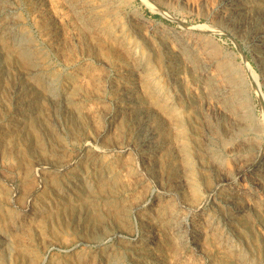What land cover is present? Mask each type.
Masks as SVG:
<instances>
[{
    "label": "rangeland",
    "instance_id": "obj_1",
    "mask_svg": "<svg viewBox=\"0 0 264 264\" xmlns=\"http://www.w3.org/2000/svg\"><path fill=\"white\" fill-rule=\"evenodd\" d=\"M85 1H0V26L6 16L35 48L26 62L0 28V264H264V165L244 170L264 151V46L251 42L264 35V0L237 12L241 0Z\"/></svg>",
    "mask_w": 264,
    "mask_h": 264
},
{
    "label": "bare ground",
    "instance_id": "obj_2",
    "mask_svg": "<svg viewBox=\"0 0 264 264\" xmlns=\"http://www.w3.org/2000/svg\"><path fill=\"white\" fill-rule=\"evenodd\" d=\"M0 1H1V0H0ZM6 1H7V0H6ZM29 1H30V0H29ZM71 1H72V0H71ZM76 1H78V0H76ZM79 1H81V0H79ZM85 2H86V1H85ZM85 2H84V3H85ZM87 2H89V1L87 0ZM87 2H86V3H87ZM91 2H92V0H91ZM98 2H99V4H100L102 1H101V0H98ZM98 2H96V3H98ZM12 3H13V2H12ZM32 3H33V1H32ZM70 3H71V2H70ZM72 3H73V2H72ZM75 3H76V2H75ZM82 3H83V2H82ZM107 3H108V2H107ZM243 3H244V4H250V3H251V0H241V1L233 2L232 5H231V8H232L233 10H235V11H236V10H239L240 8L242 9V5H243ZM91 4H92V3H91ZM99 4H98V5H99ZM103 4H104V3H103ZM37 5H38V4H37ZM80 5H81V4H80ZM83 5H84V4H83ZM93 5H94V4H93ZM98 5H97V10H96V8H94L96 11H99ZM100 5H101V4H100ZM254 5H255V4H254ZM261 5H262V4H261ZM90 6H91V5H90ZM90 6H89V7H90ZM102 6L104 7L105 5H102ZM225 6H228V5H225ZM229 6H230V5H229ZM244 6H245V5H244ZM250 6H251V4H250ZM255 6H256V5H255ZM70 7H71V6H70ZM95 7H96V6H95ZM108 7H109V6H108ZM216 7H217V6H216ZM260 7H261V6H260ZM78 8H79V7H78ZM83 8H84V7H83ZM90 8H91V7H90ZM106 8H107V7H106ZM245 8H246V7H245ZM80 9H81V8H80ZM85 9H86V8H85ZM111 9H112V8H111ZM261 9H262V8H261ZM5 10H6V9H5ZM7 10H8V9H7ZM13 10H14V9H13ZM16 10H17V9H16ZM72 10H73V8H72ZM81 10H82V9H81ZM81 10H80V11H81ZM112 10H113V9H112ZM8 11H9V10H8ZM8 11H7V12H8ZM73 11H74V10H73ZM96 11H93V12H96ZM231 11H232V10H231ZM231 11H230V12H231ZM235 11H234V12H235ZM244 11H245V10H244ZM263 11H264V10H263ZM5 12H6V11H5ZM85 12H87V11H85ZM85 12H84V13H85ZM93 12H92V13H93ZM101 12H102V11H101ZM104 12H105V11H104ZM113 12H114V11H113ZM230 12H229V13H230ZM236 12H237V11H236ZM238 12H239V11H238ZM9 13H10V12H9ZM78 13H79V12H78ZM78 13H77V14H78ZM111 13H112V12H111ZM114 13H115V12H114ZM224 13H225V12H224ZM227 13H228V12H227ZM231 13H232V12H231ZM241 13H242V11H241ZM251 13H252V12H251ZM260 13H261V12H260ZM0 14H1V13H0ZM2 14H4V13L2 12ZM7 14H8V13H7ZM77 14H76V15H77ZM85 14H86V13H85ZM88 14H89V13H87V15H88ZM102 14H103V12H102ZM108 14H109V13H108ZM115 14H116V13H115ZM94 15H96V14H94ZM94 15H93V17H95ZM99 15H100V14H99ZM224 15H225V14H224ZM224 15H223V16H224ZM228 15H229V14H228ZM238 15H239V13H238ZM254 15H255V14H254ZM107 16H108V15H107ZM118 16H119V15H118ZM244 16H245V15H244ZM256 16H257V15H256ZM256 16H255V17H256ZM259 16H260V15H259ZM88 17H89V15H88ZM101 17H102V16L100 15V18H101ZM225 17H226V16H225ZM242 17H243V16H242ZM242 17H241V18H242ZM260 17H261V16H260ZM260 17H259V18H260ZM84 18H85V17H84ZM102 18H105V16L102 17ZM220 18H221V17H220ZM237 18H238V17H237ZM244 18H246V17H244ZM259 18H258V19H259ZM263 18H264V17H263ZM263 18H262V19H263ZM4 19H5V22H3L2 25L0 26L1 30H4V31L7 33V35H10V36H11V35H14L13 30H12V28H11L12 25H11L8 21H6V20H7L6 16H4ZM75 19H77V17H76ZM79 19H81V17H80ZM88 19H89V18H88ZM88 19H87V21H88ZM105 19H107V18H105ZM229 19H230V18H229ZM233 19H234V16H233ZM253 19H254V17H253ZM77 20H78V19H77ZM103 20H104V19H103ZM113 20H114V19H113ZM227 20H228V18H227ZM231 20H232V19H231ZM239 20H241V19H239ZM245 20H246V19H244V21H245ZM248 20H249V19H248ZM256 20H257V19L255 18L254 21H256ZM108 21H109V20H108ZM237 21H238V20H237ZM88 22H89V21H88ZM101 22H102V21H101ZM104 22H106V21H104ZM116 22H117V20L115 21V23H116ZM223 22H224V21H223ZM225 22H227V21H225ZM228 22H229V21H228ZM252 22H253V21H252ZM79 23H80V22H79ZM91 23H92V22H91ZM91 23H90V24H91ZM97 23H99V22H97ZM112 23H113V22H112ZM17 24H18V23H17ZM17 24H16V25H17ZM81 24H82V23H81ZM105 24H106V23H105ZM228 24H229V23H228ZM241 24H242V23H241ZM241 24H239V25H241ZM244 24H246V27H247V23L244 22ZM244 24H243V25H244ZM252 24H253V23H252ZM263 24H264V23H263ZM263 24H262V25H263ZM92 25H93V24H92ZM108 25H110V24H108ZM146 25H148V24H146ZM149 25H150V24H149ZM232 25H234V24L232 23ZM235 25H236V24H235ZM237 25H238V24H237ZM239 25H238V26H239ZM250 25H251V23H250ZM255 25H256V24H255ZM258 25H259V24H258ZM86 26H87V25H86ZM95 26H96V25H95ZM229 26H230V25H229ZM238 26H237V27H238ZM241 26H242V25H241ZM253 26H254V25H253ZM263 26H264V25H263ZM12 27H13V26H12ZM20 27H21V26H20ZM92 27H94V26H92ZM106 27H107V26H106ZM111 27H112V26H110V28H111ZM113 27H114V26H113ZM224 27H225V26H224ZM227 27H228V26H227ZM231 27H232V26H231ZM246 27H245V28H246ZM87 28H89V27L87 26ZM87 28H85V29L88 30ZM94 28H95V27H94ZM107 28H108V27H107ZM110 28H108V30H109ZM121 28L123 29V26H122ZM146 28H147V27H146ZM149 28H150V27H149ZM222 28H223V27H222ZM256 28H257V27H256ZM262 28H263V27H262ZM262 28H261V29H262ZM83 29H84V27H83ZM98 29H99V28H98ZM143 29H144V28H143ZM233 29H234V28H233ZM250 29H251V28H250ZM254 29H255V28H254ZM16 30H17V28H16ZM86 30H84V31H86ZM113 30H114V29H113ZM117 30H119V29H117ZM120 30H121V29H120ZM132 30H133V29H132ZM226 30H227V29H226ZM231 30H232V29H231ZM246 30L248 31L247 28H246ZM82 31H83V30H82ZM94 31H95V30H94ZM101 31H102V30H101ZM183 31H184V30H183ZM185 31H187V30H185ZM233 31H234V30H233ZM249 31H250V30H249ZM257 31H258V29H257ZM29 32H30V31H29ZM86 32H87V31H86ZM86 32H85V33H86ZM106 32H107V31H106ZM110 32H111V30H110ZM139 32H140V31H139ZM141 32H142V31H141ZM0 33H1V32H0ZM151 33H152V32H151ZM242 33H243V32H242ZM257 33H258V32H257ZM91 34H92V33H91ZM91 34H90V35H91ZM111 34H112V33H111ZM114 34H115V33H113V35H114ZM116 34H117V32H116ZM116 34H115V36H116ZM121 34H122V33H121ZM121 34H119V36H120ZM133 34H134V33H133ZM243 34H244V33H243ZM252 34H253V33H252ZM255 34H256V33H255ZM83 35H84V34H83ZM86 35H87V34H86ZM88 35H89V34H88ZM106 35H108V34H106ZM124 35H125V34H124ZM141 35H142V34H141ZM239 35H241V32H240ZM246 35H248V34H246ZM14 36H15V37H14V41H16V48H17V52H18V54H19L22 58H25L24 60H26V62L28 61V62H31V63L34 64V60H33V58H32L33 53H34L33 50L35 49V48L33 49L34 46H33V47L31 46V42H30L29 39L26 38L25 36H22V35H20V34H18V35L15 34ZM55 36H56V35H55ZM55 36H54V37H55ZM93 36H94V35H93ZM125 36H126V35H125ZM263 36H264V35H262V34H256L254 38L252 37V38H253V41H251V42H253V44H254V41L257 40V41L255 42L257 45L264 46V38H263ZM31 37H32V36H31ZM89 37H90V36H89ZM107 37H108V36H106V38H107ZM112 37H113V36H112ZM123 37H124V36H123ZM133 37H134V35H133ZM142 37H143V36H142ZM160 37H161V36H160ZM184 37H185V36H184ZM189 37H190V36H189ZM242 37H244V36L242 35ZM250 37H251V36H250ZM245 38H246V37H245ZM245 38H244V39H245ZM248 38H249V37H248ZM248 38H247V39H248ZM9 39H10V37H9ZM55 39H56V38H55ZM92 39H93V37H92ZM92 39H91V40H92ZM97 39H99V38L97 37ZM133 39H134V38H133ZM133 39H132V40H133ZM147 39H148V38H147ZM153 39H154V38H153ZM153 39H151V42H152ZM155 39H156V37H155ZM181 39H182V38H181ZM186 39H187V38H186ZM108 40H109V39H108ZM108 40H107V41H108ZM138 40H139V39H137V41H138ZM149 40H150V39H149ZM149 40H148V41H149ZM156 40H157V39H156ZM196 40H197V39H196ZM242 40H243V39H242ZM3 41H4V40H3ZM5 41H6V40H5ZM50 41H51V40H50ZM93 41H94V40H93ZM100 41H101V38H100ZM148 41H147V42H148ZM169 41H170V40H169ZM192 41H193V40H192ZM34 42H35V40H34ZM39 42H40V41H39ZM130 42H131V41H130ZM135 42H136V40H135ZM151 42H150V44H151ZM13 43H14V42H13ZM114 43H115V41H114ZM114 43H113V44H114ZM127 43H128V42H127ZM141 43H142V42H141ZM171 43H172V42H171ZM247 43H248V42H247ZM39 44H40V43H39ZM139 44H140V43H139ZM146 44H147V43H146ZM152 44H153V43H152ZM157 44H159V43H157ZM163 44H164V43H163ZM167 44H168V43H167ZM175 44H176V43H175ZM184 44H185V43H184ZM194 44H195V43H194ZM14 45H15V44H14ZM36 45H38L37 42H36ZM42 45H43V44H42ZM153 45H154V44H153ZM153 45H152V46H153ZM155 45H156V44H155ZM186 45H187V44H186ZM186 45H185V46H186ZM196 45H198V44H196ZM128 46H129V45H128ZM143 46H144V45H143ZM157 46H158V45H157ZM160 46H161V45H160ZM247 46H248V45H247ZM136 47H137V46H136ZM173 47H174V46H173ZM186 47H187V46H186ZM198 47H202V46L200 45V46H198ZM7 48H8V47H7ZM10 48H11V47H10ZM10 48H8V50H10ZM133 48H135V47H133ZM133 48H132V49H133ZM153 48H154V47H153ZM159 48H160V47H159ZM249 48H250V47H249ZM40 49H41V48H40ZM40 49H39V51H40ZM118 49H120V48H118ZM188 49H189V48H188ZM197 49H198V48H197ZM201 49H202V48H201ZM253 49H254V48H253ZM120 50H121V49H120ZM122 50H123V48H122ZM122 50H121V51H122ZM181 50H182V49H181ZM257 50H258V49H257ZM261 50H262V49H261ZM39 51H38V52H39ZM133 51H134V50H133ZM155 51L157 52V50H155ZM163 51H164V50H163ZM171 51H174V50L171 49ZM188 51H190V50H188ZM259 51H260V50H259ZM3 52H4V50H3ZM125 52H126V51H125ZM156 52H155V54H156ZM159 52H160V51H159ZM159 52H158V53H159ZM181 52H182V51H181ZM191 52H192V51H191ZM256 52H257V51H256ZM39 53H40V52H39ZM123 53H124V52H123ZM145 53H146V51H145ZM165 53H166V52H165ZM173 53H174V52H173ZM175 53H176V52H175ZM175 53H174V54H175ZM183 53H184V51H183ZM199 53H200V52H199ZM199 53H198V54H199ZM263 53H264V52H263ZM14 54H15V53H14ZM40 54H42V53H40ZM40 54H39V55H40ZM174 54H173V55H174ZM254 54H255V53H254ZM7 55H8V54H7ZM9 55H10V54H9ZM34 55H35V54H34ZM47 55H48V54H47ZM47 55H46V56H47ZM129 55H130V54H129ZM136 55H137V52H136ZM143 55H144V54H143ZM143 55H141V56H143ZM163 55H164V54H163ZM166 55H167V54H166ZM183 55H184V54H183ZM186 55H188V54H186ZM261 55H263V54L261 53ZM134 56H135V55H134ZM147 56H148V55H147ZM151 56H152V55H151ZM156 56H157V55H156ZM164 56H165V55H164ZM176 56H177V55H176ZM195 56H196V55H195ZM256 56H257V55H256ZM263 56H264V55H263ZM10 57H11V56H10ZM39 57H40V56H39ZM47 57H48V56H47ZM47 57H46V58H47ZM157 57H158V56H157ZM160 57H161V56H160ZM178 57H179V56H178ZM13 58H14V57H13ZM122 58H123V57H122ZM128 58H129V57H128ZM171 58H172V57H171ZM179 58H181V57H179ZM11 59H12V58H11ZM39 59H40V58H39ZM117 59H118V58H117ZM119 59H120V58H119ZM123 59H125V58H123ZM134 59H136V58H134ZM134 59H133V60H134ZM137 59L139 60V58H137ZM140 59H141V58H140ZM146 59H148V58H146ZM167 59H168V58H167ZM167 59H166V60H167ZM175 59H176V58H175ZM195 59H196V58H195ZM263 59H264V57H263ZM14 60H15V59H14ZM47 60H48V59H47ZM120 60H121V59H120ZM120 60H119V61H120ZM155 60H156V59H155ZM199 60H200V59H199ZM199 60H198V61H199ZM256 60H257V59H256ZM256 60H255V61H256ZM45 61H46V60H45ZM119 61H118V62H119ZM139 61H140V60H139ZM145 61H146V60H145ZM157 61H158V60H157ZM157 61H156V62H157ZM200 61H201V60H200ZM255 61H254V62H255ZM36 62H37V60H36ZM162 62H163V61H162ZM172 62H173V61H172ZM259 62H260V61H259ZM4 63H5V62H4ZM43 63H44V60H43ZM152 63H153V62H152ZM159 63H160V62H159ZM201 63H202V62H201ZM255 63H256V62H255ZM37 64H39V63H37ZM143 64H144V63H143ZM173 64H174V62H173ZM178 64H179V63H178ZM199 64H200V62H199ZM257 64H258V63H257ZM257 64H256V65H257ZM5 65H6V64H5ZM116 65H117V64H116ZM132 65H133V64H132ZM157 65H158V63H157ZM160 65L162 66V64H160ZM164 65H165V64H164ZM164 65H163V66H164ZM167 65H168V64H167ZM200 65H201V64H200ZM38 66H39V65H38ZM46 66H48V65L46 64ZM46 66H45V67H46ZM56 66H57V65H56ZM129 66H130V65H129ZM133 66H134V65H133ZM138 66H139V65H138ZM141 66H142V65H141ZM152 66H153V64H152ZM152 66H151V67H152ZM173 66H174V65H173ZM178 66H179V65H178ZM187 66H188V64H187ZM33 67H34V66H33ZM53 67H54V65H53ZM53 67H51V68H53ZM143 67H144V66H143ZM148 67H149V65H148ZM165 67H166V66H165ZM193 67H194V66H193ZM196 67H198V66H196ZM122 68H123V67H122ZM141 68H142V67H141ZM179 68H180V67H179ZM262 68H264V67L262 66ZM49 69H50V68H49ZM54 69H55V67H54ZM127 69H128V68H127ZM144 69H145V68H144ZM144 69H143V70H144ZM153 69H154V68H153ZM34 70H35V69H34ZM37 70H38V69H37ZM39 70H40V69H39ZM45 70H46V69H45ZM130 70H131V69H130ZM139 70H140V69H139ZM139 70H138V71H139ZM149 70H152V69L149 68ZM181 70H183V69H181ZM198 70H200V69H198ZM25 71H26V70H25ZM117 71H118V70H117ZM123 71H124V70H123ZM125 71H126V70H125ZM146 71H147V70H146ZM154 71H156V70H154ZM176 71H177V70H176ZM187 71H188V70H187ZM189 71H190V70H189ZM40 72H41V71H40ZM46 72H47V71H46ZM119 72H120V70H119ZM131 72H132V71H131ZM143 72H144V71H143ZM151 72H152V71H151ZM178 72H179V71H178ZM191 72H192V71H191ZM194 72H195V74H196V71H195V70H194ZM29 73H30V72H29ZM29 73H28V74H29ZM34 73H35V72H34ZM34 73H33V74H34ZM153 73H154V72H153ZM158 73H159V72H158ZM160 73H161V72H160ZM181 73H182V72H181ZM36 74H37V73H36ZM57 74H59V73H57ZM64 74L66 75V73H64ZM126 74H127V73H126ZM133 74H134V73H133ZM150 74H151V73H150ZM155 74H156V72H155ZM3 75H4V74H3ZM20 75H21V74H20ZM30 75H32V74H30ZM43 75H44V74H43ZM46 75H47V74H46ZM53 75L56 76L55 74H53ZM135 75H136V74H135ZM135 75H134V76H135ZM167 75H168V74H167ZM188 75H189V73H188ZM196 75H197V74H196ZM203 75H205V74H203ZM59 76H60V75H59ZM120 76H121V75H120ZM132 76H133V75H132ZM165 76H166V75H165ZM176 76H177V75H176ZM180 76H182V75H180ZM205 76H206V75H205ZM205 76H204V77H205ZM260 76H261V75H260ZM263 76H264V74H263ZM100 77H101V76H100ZM106 77H107V76H106ZM123 77H124V76H123ZM125 77H126V76H125ZM156 77H157V76H156ZM170 77H174V76H170ZM182 77H184V76H182ZM188 77H189V76H188ZM190 77H191V76H190ZM190 77H189V78H190ZM243 77H244V76H243ZM31 78H32V77H31ZM33 78H34V77H33ZM54 78H55V77H54ZM54 78H53V79H54ZM62 78H63V77H62ZM64 78H65V76H64ZM117 78H118V77H117ZM121 78H122V76H121ZM160 78H161V77H160ZM185 78H186V77H185ZM34 79H35V78H34ZM59 79H61V78H58V80H59ZM98 79H99V78H98ZM122 79H123V78H122ZM127 79H128V78H127ZM152 79H153V77H152ZM158 79H159V78H158ZM212 79H213V78H212ZM230 79H231V78H230ZM242 79H243V78H242ZM42 80H43V78H42ZM42 80H41V81H42ZM44 80H45V79H44ZM99 80H101V79H99ZM137 80H138V79H137ZM174 80H175V78H174ZM185 80H186V79H185ZM189 80H190V79H188V81H189ZM196 80H198V79H196ZM216 80H217V79H216ZM236 80H237V79H236ZM244 80H245V79H244ZM59 81H60V80H59ZM102 81H103V80H102ZM105 81H106V80H105ZM133 81H134V80H133ZM143 81H144V80H143ZM153 81H154V80H153ZM155 81H156V80H155ZM186 81H187V80H186ZM210 81H211V80H210ZM218 81H219V80H218ZM224 81H225V80H224ZM237 81H238V80H237ZM240 81H241V80H240ZM103 82H104V81H103ZM103 82H102V83H103ZM124 82H125V81H124ZM173 82H174V81H173ZM211 82H212V81H211ZM213 82H214V81H213ZM220 82H222V81H220ZM235 82H236V81H235ZM242 82H243V81H242ZM32 83H33V82H32ZM43 83H44V82H43ZM48 83H49V84H52V83H54V82H53L52 80L48 79ZM109 83H110V82H109ZM150 83H151V82H150ZM175 83H176V82H175ZM226 83H227V82H226ZM46 84H47V83H46ZM103 84H104V83H103ZM105 84H106V83H105ZM105 84H104V85H105ZM112 84H113V83H112ZM130 84H131V83H130ZM145 84H146V83H145ZM173 84H174V83H173ZM197 84H198V83H197ZM27 85H28V84H27ZM27 85H26V86H27ZM38 85H39V84H38ZM110 85H111V84H110ZM123 85H124V84H123ZM136 85H137V84H136ZM143 85H144V84H143ZM143 85H142V86H143ZM146 85H147V84H146ZM170 85H171V84H170ZM194 85H196V84H194ZM201 85L203 86V83H201ZM209 85H210V84H209ZM261 85H262V84H261ZM42 86L44 87V85H42ZM105 86H106V85H105ZM211 86H212V85H211ZM37 87H38V86H37ZM52 87H53V86H52ZM61 87H62V86H61ZM64 87H65V85H64ZM70 87H71V86H70ZM99 87H101V85H100ZM110 87H111V86H110ZM114 87H115V86H114ZM124 87H126V86L124 85ZM197 87H199V86H197ZM241 87H242V86H240V88H241ZM244 87H245V86H244ZM244 87H243V88H244ZM38 88H39V87H38ZM122 88H123V87H122ZM133 88H134V87H133ZM133 88H132V89H133ZM243 88H242V89H243ZM262 88H264V87H262ZM41 89H42V88H41ZM56 89H57V88H56ZM58 89H59V88H58ZM61 89H62V88H61ZM105 89H106V88H105ZM123 89H125V88H123ZM126 89H127V88H126ZM132 89H130V90L132 91ZM197 89H198V88H197ZM207 89H208V88H207ZM210 89H211V88H210ZM216 89H217V87H216ZM216 89H215V90H216ZM224 89H225V88H224ZM226 89H227V88H226ZM232 89H233L232 97H234V100H233L234 107H235V106H238V105H239L240 107H243V103H242V100H241V98H240L239 85H238L237 83H232ZM116 90H117V89H116ZM120 90H121V89H120ZM128 90H129V89H128ZM143 90H144V88H143ZM154 90H155V89H154ZM220 90H221V89H220ZM33 91H34V90H33ZM49 91H50V93H53L54 90H53L52 88H49ZM109 91H110V90H109ZM113 91H114V90H113ZM152 91H153V90H152ZM198 91H199V90H198ZM222 91H223V89H222ZM70 92H72V91H70ZM126 92H127V91H126ZM153 92H154V91H153ZM176 92H177V91H176ZM243 92H244V91H243ZM12 93H13V92H12ZM104 93H105V92H104ZM122 93H123V92H122ZM172 93H173V92H172ZM201 93H202V92H201ZM201 93H200V94H201ZM209 93H211V91H210ZM227 93H228V92H227ZM13 94H14V93H13ZM75 94H76V93H75ZM130 94H131V93H130ZM223 94H224V93H223ZM17 95H18V94H17ZM36 95H37V94H36ZM77 95H78V94H77ZM149 95H150V94H149ZM153 95H154V94H153ZM214 95H215V94H214ZM216 95H217V94H216ZM219 95H221V94H219ZM241 95H243V93H242ZM245 95H246V93H245ZM15 96H16V95H15ZM24 96H25V95H24ZM26 96H27V94H26ZM74 96H75V95H74ZM74 96H73V97H74ZM94 96H95V94H94ZM136 96H137V95H136ZM150 96H151V95H150ZM202 96H203V95H202ZM247 96H248V95H247ZM18 97H19V96H18ZM33 97H34V96H33ZM36 97H37V96H36ZM64 97H65V96H64ZM64 97H63V98H64ZM83 97H84V96H83ZM83 97H82V98H83ZM97 97H98V95H97ZM133 97H134V96H133ZM133 97H132V98H133ZM138 97H139V96H138ZM138 97H137V98H138ZM148 97H149V96H148ZM162 97H163V96H162ZM212 97H213V96H211V98H212ZM227 97H228V96H227ZM227 97H226V98H227ZM15 98H16V97H15ZM21 98H22V97H21ZM21 98H20V99H21ZM23 98H24V97H23ZM79 98H80V97H79ZM94 98H95V97H94ZM125 98H126V97H125ZM144 98H145V97H144ZM149 98H151V97H149ZM160 98H161V97H160ZM181 98H182V97H181ZM17 99H18V98H17ZM64 99H66V97H65ZM84 99H85V97H84ZM113 99H114V98H113ZM152 99H153V97H152ZM152 99H151V100H152ZM176 99H177V98H176ZM187 99H188V98H187ZM35 100H36V98H35ZM37 100H39V99H37ZM66 100H67V99H66ZM133 100H134V99H133ZM215 100H216V99H215ZM244 100H246V99H244ZM244 100H243V101H244ZM12 101H13V100H12ZM15 101H16V100H15ZM69 101H70V100H69ZM81 101H83V100L81 99ZM98 101H99V99H98ZM118 101H119V100H118ZM126 101H127V100H126ZM152 101H153V100H152ZM181 101H182V100H181ZM189 101H190V100H189ZM218 101H219V100H218ZM248 101H249V100H248ZM25 102H26V101H25ZM64 102H65V101H64ZM83 102H84V101H83ZM120 102H121V101H120ZM134 102H136V100H135ZM139 102H140V101H139ZM160 102H161V101H160ZM10 103H11V102H10ZM16 103H17V102H16ZM16 103H15V104H16ZM33 103H34V102H33ZM70 103H71V102H70ZM70 103H69V104H70ZM100 103H101V102H100ZM130 103H131V102H130ZM137 103H138V102H137ZM184 103H185V102H184ZM190 103H191V102H190ZM218 103H219V102H218ZM228 103H229V102H228ZM228 103H226V104H228ZM247 103H248V102H247ZM12 104H13V103H12ZM69 104H68V105H69ZM78 104H79V103H78ZM98 104H99V103H98ZM101 104H102V103H101ZM103 104H105V103H103ZM103 104H102V105H103ZM146 104H147V103H146ZM197 104H198V103H197ZM49 105H50V104H49ZM49 105H48V106H49ZM102 105H101V106H102ZM120 105H121V104H120ZM175 105H177V103H176ZM179 105H180V103H179ZM195 105H196V104H195ZM198 105H199V104H198ZM206 105H207V104H206ZM208 105H209V104H208ZM220 105H221V104H220ZM230 105H231V104H230ZM116 106H117V103H116ZM116 106H115V107H116ZM157 106H158V105H157ZM185 106H186V105H185ZM190 106H191V105H190ZM203 106H204V105H203ZM224 106H225V105H224ZM226 106H227V105H226ZM228 106H229V105H228ZM23 107H24V106H23ZM119 107H120V106H119ZM127 107H128V106H127ZM166 107H167V106H166ZM197 107H198V106H197ZM13 108H14V107H13ZM24 108H25V107H24ZM37 108H38V107H37ZM62 108H63V107H62ZM99 108H100V107H99ZM147 108H148V107H147ZM187 108H188V107H187ZM224 108H225V107H224ZM243 108H244V107H243ZM246 108H247V107H246ZM248 108H249V107H248ZM102 109H103V107H101V110H102ZM105 109H106V108H105ZM105 109H104V110H105ZM113 109H114V108H113ZM149 109H150V108H149ZM219 109H220V108H219ZM236 109H237V108H236ZM31 110H32V109H31ZM40 110H41V109H40ZM66 110H67V109H66ZM79 110H80V109H79ZM96 110H97V109H96ZM106 110H108V109H106ZM140 110H141V109H140ZM140 110H139V111H140ZM142 110H143V109H142ZM150 110H151V109H150ZM152 110H153V109H152ZM184 110H185V109H184ZM189 110H190V109H189ZM198 110H199V109H198ZM228 110H229V109H228ZM240 110H241V108H240ZM32 111H34V110H32ZM48 111H49V110H48ZM50 111H51V110H50ZM110 111H111V110H110ZM131 111H133V109H132ZM186 111H187V110H186ZM216 111H217V110H216ZM29 112H30V111H29ZM35 112H36V111H35ZM67 112H68V111H67ZM70 112H71V111H70ZM102 112H104V111L102 110ZM107 112H109V111H107ZM107 112H106V113H107ZM125 112H127V111L125 110ZM153 112H154V110H153ZM200 112H201V111H200ZM211 112H212V110H211ZM220 112H221V111H220ZM224 112H226V111H224ZM230 112H231V111H230ZM244 112H245V111H244ZM244 112H243V113H244ZM247 112H248V111H247ZM247 112H246V113H247ZM18 113H21V112H18ZM54 113H55V112H54ZM61 113H62V112H61ZM64 113L66 114V112H64ZM71 113H73V112H71ZM77 113H78V112H77ZM99 113H101V112H99ZM99 113H97V114H99ZM106 113H105V114H106ZM109 113H110V112H109ZM129 113H131V112H129ZM132 113H133V112H132ZM185 113H186V112H185ZM10 114H11V113H10ZM21 114H22V113H21ZM23 114H24V113H23ZM59 114H60V113H59ZM68 114H69V113H68ZM80 114H81V113H80ZM105 114H104V115H105ZM121 114H122V113H121ZM151 114H152V113H151ZM167 114H168V113H167ZM222 114H223V113H222ZM239 114H240V113H239ZM249 114H250V113H249ZM123 115H124V114H123ZM133 115H134V114H133ZM135 115H137V114H135ZM145 115H146V114H145ZM148 115H149V114H148ZM195 115H196V114H195ZM226 115H227V114H226ZM229 115H230L229 118L231 119V120H230V121H231V123H230V124H231V127H230L229 129H230V131H231L232 134H233V133H235L237 130H239V129H237V128L235 127V125H234V122L238 120V117H237V113H235V112H231ZM247 115H248V114H247ZM65 116H66V115H65ZM71 116H72V115H71ZM97 116H98V115H97ZM126 116H127V115H126ZM126 116H125V117H126ZM143 116H144V115H143ZM188 116H189V115H188ZM202 116H203V115H202ZM238 116H239V115H238ZM248 116H249V115H248ZM72 117H73V116H72ZM72 117H70V118H72ZM99 117H102V116H99ZM99 117H98V118H99ZM103 117H104V116H103ZM105 117H106V116H105ZM105 117H104V118H105ZM121 117H122V115H121ZM125 117H124V118H125ZM128 117H129V116H128ZM134 117H135V116H134ZM151 117H152V116H151ZM157 117H158V116H157ZM222 117H223V116H222ZM74 118H76V117H74ZM144 118H145V117H144ZM147 118H149V117H147ZM76 119H77V118H76ZM89 119H90V118H89ZM100 119H102V118H100ZM126 119H127V117H126ZM131 119H132V118H131ZM154 119H155V118H154ZM190 119H191V118H190ZM78 120H79V119H78ZM96 120H99V119L96 118ZM120 120H121V119H120ZM134 120H135V119H134ZM145 120H146V118H145ZM221 120H222V119H221ZM64 121L66 122V120H64ZM73 121H74V119H73ZM93 121H94V120H93ZM101 121H102V120H101ZM123 121H124V120H123ZM126 121H127V120H126ZM132 121H133V119H132ZM146 121H147V120H146ZM148 121H149V120H148ZM154 121H155V120H154ZM190 121H191V120H190ZM224 121H225V120H224ZM257 121H258V120H257ZM119 122L122 123L121 121H119ZM127 122H128V121H127ZM136 122H137V121H136ZM142 122H143V120H142ZM182 122H184V121H182ZM247 122H248V121H247ZM110 123H111V122H110ZM131 123H132V122H131ZM144 123H145V122H144ZM152 123H153V122H152ZM161 123H162V122H161ZM165 123H166V122H165ZM187 123H188V122H187ZM242 123H243V122H242ZM244 123H245V122H244ZM248 123H249V122H248ZM59 124H60V123H59ZM71 124H72V123H71ZM73 124H74V122H73ZM78 124H79V123H78ZM128 124H129V122H128ZM133 124H134V123H133ZM142 124H143V123H142ZM162 124H163V123H162ZM193 124H194V123H193ZM201 124H202V123H201ZM208 124H209V121H208ZM245 124H246V123H245ZM249 124H250V123H249ZM257 124H258V123H257ZM74 125H75V124H74ZM76 125H77V124H76ZM112 125H113V124H112ZM114 125H115V124H114ZM114 125H113V126H114ZM131 125H132V124H131ZM131 125H130V126H131ZM163 125H164V124H163ZM189 125H190V124H189ZM194 125H195V124H194ZM72 126H73V125H72ZM78 126H79V125H78ZM115 126H116V125H115ZM121 126H122V124H121ZM121 126H119V127L121 128ZM126 126H127V125H126ZM152 126H153V125H152ZM191 126H192V125H191ZM219 126H220V125H218V127H219ZM242 126H243V125H242ZM249 126H250V125H249ZM127 127H128V126H127ZM131 127H132V126H131ZM156 127H157V126H156ZM187 127H188V126H187ZM239 127L241 128V125H240ZM239 127H238V128H239ZM244 127H247V125H245ZM253 127H254V126H253ZM260 127H261V126H260ZM260 127H259V128H260ZM51 128H52V127H51ZM137 128H138V127H137ZM192 128H193V127H192ZM224 128H225V127H224ZM248 128H249V127H248ZM259 128H258V129H259ZM112 129H113V127H112ZM122 129H123V128H122ZM134 129H135V128H134ZM151 129H152V128H151ZM158 129H159V128H157V130H158ZM202 129H204V128H202ZM215 129H217V128L215 127ZM254 129H255V128H254ZM261 129H262V128H261ZM261 129H260V130H261ZM59 130H60V129H59ZM78 130H79V128H78ZM126 130H127V128H126ZM131 130H132V129H131ZM152 130H153V129H152ZM160 130H161V129H159L158 131H160ZM194 130H195V129H194ZM217 130H218V129H217ZM248 130H249V129H248ZM50 131H51V130H50ZM190 131H191V130H190ZM195 131H196V130H195ZM204 131H205V130H204ZM212 131H213V130H212ZM220 131H221V130H220ZM225 131H226V130H225ZM246 131H247V130H246ZM250 131H251V130H250ZM250 131H249V132H250ZM252 131H253V130H252ZM100 132H101V131H100ZM117 132H118V131H117ZM124 132H125V131H124ZM126 132H127V131H126ZM188 132H189V131H188ZM192 132H193V131H192ZM202 132H203V131H202ZM213 132H215V131H213ZM218 132H219V130H218ZM221 132H223V131H221ZM231 132H230V133H231ZM238 132H239V131H238ZM253 132H254V131H253ZM127 133H129V132H127ZM135 133H136V132H135ZM135 133H134V134H135ZM203 133H204V132H203ZM251 133H252V132H251ZM43 134H44V133H43ZM132 134H133V132H132ZM145 134H148V132H146ZM160 134H161V133H160ZM171 134H172V133H171ZM188 134H189V133H188ZM197 134H198V133H197ZM207 134H208V133H207ZM99 135H100V134H99ZM121 135H122V134H121ZM124 135H125V133H124ZM139 135H140V134H139ZM141 135H142V134H141ZM189 135H190V134H189ZM252 135H253V134H252ZM128 136H129V134H128ZM128 136H127V137H128ZM131 136H132V135H131ZM153 136H154V135H153ZM156 136H157V135H156ZM193 136H194V135H193ZM215 136H216V134H215ZM247 136H248V135H247ZM250 136H251V135H250ZM256 136H257V135H256ZM256 136H255V137H256ZM125 137H126V136H125ZM129 137H130V136H129ZM135 137H136V136H135ZM135 137H134V138H135ZM196 137H197V136H196ZM206 137H207V135H206ZM210 137H211V136H210ZM212 137H214V136L212 135ZM235 137H236V136H235ZM253 137H254V136H253ZM131 138H132V137H131ZM143 138H144V137H143ZM187 138H188V136H187ZM214 138H216V137H214ZM229 138H230V137H229ZM229 138H228V139H229ZM243 138H244V137H243ZM259 138H261V136H260ZM160 139H161V138H160ZM211 139H212V138H211ZM121 140H122V139H121ZM148 140H149V139H148ZM187 140H188V139H187ZM208 140H209V139H208ZM220 140H221V139H220ZM220 140H219V141H220ZM236 140H237V138H236ZM236 140H235V141H236ZM251 140H252V139H251ZM127 141H128V140H127ZM215 141H216V139H215ZM215 141H214V142H215ZM217 141H218V140H217ZM239 141H240V140H239ZM242 141H243V140H242ZM254 141H255V140H254ZM187 142H188V141H187ZM189 142H190V141H189ZM204 142H205V141H204ZM207 142H208V141H207ZM210 142H211V141H210ZM140 143H141V142H140ZM140 143H139V144H140ZM208 143H209V142H208ZM255 143H256V142H255ZM125 144H126V143H125ZM125 144H124V145H125ZM190 144H192V143H190ZM216 144H218V143H216ZM193 145H194V144H193ZM193 145H192V146H193ZM198 145H201V142H200V144H198ZM202 145L204 146L203 143H202ZM205 145H206V144H205ZM209 145H210V144H209ZM242 145H243V144H242ZM131 146H133V145H131ZM144 146H145V145H144ZM112 147H113V146H112ZM145 147H146V146H145ZM199 147H200V146H199ZM212 147H213V146H212ZM247 147H248V146H247ZM249 147H250V144H249ZM259 147H260V146H259ZM108 148H110V146H109ZM139 148H140V147H139ZM194 148H195V147H194ZM216 148H217V147H216ZM216 148H215V149H216ZM250 148H251V147H250ZM112 149H114V148H112ZM134 149H136V148H134ZM149 149H150V148H149ZM149 149H148V150H149ZM200 149H201V148H200ZM206 149H207V148H206ZM212 149H213V148H212ZM215 149H214V150H215ZM234 149H235V146H234ZM248 149H249V148H248ZM248 149H247V151H248ZM101 150H102V149H101ZM189 150H190V149H189ZM198 150H199V149H198ZM198 150H196V151H198ZM202 150H203V149H202ZM207 150H208V149H207ZM220 150H221V149H220ZM242 150H243V149H242ZM112 151H113V150H112ZM191 151H192V150H191ZM233 151H234V150H233ZM247 151H245V152H247ZM130 152H131V151H130ZM138 152H139V151H138ZM143 152H144V151H143ZM143 152H142V153H143ZM186 152H187V150H186ZM203 152H204V151H203ZM225 152H226V151H225ZM225 152H224V153H225ZM243 152H244V151H243ZM243 152H242V154H243ZM250 152H251V151H250ZM250 152H249V154H250ZM100 153H101V152H100ZM127 153H128V152H127ZM200 153H201V151H200ZM205 153H206V152H205ZM238 153H239V151H238ZM75 154H76V153H75ZM94 154H95V153H94ZM186 154H191V153H186ZM193 154H194V153H193ZM222 154H223V153H222ZM263 154H264L263 149L258 148V149L256 150L255 154H253L254 156H253L251 159H249L250 161L248 162L247 167H245V169H244V168H242V169H244L245 171H249V170H251V169H253V168L260 169V168L262 167V165H264V160H263V162L261 161V157L263 156ZM96 155H97V154H96ZM99 155H100V154H99ZM138 155H139V154H138ZM143 155H144V154H143ZM196 155H197V154H196ZM210 155H211V154H210ZM141 156H142V155H141ZM162 156H163V155H162ZM164 156H165V155H164ZM197 156H199V155H197ZM200 156H201V155H200ZM207 156H208V154H207ZM207 156H206V157H207ZM220 156H221V155H220ZM241 156H242V155H241ZM97 157H99V156L97 155ZM147 157H148V156H147ZM151 157H152V156H151ZM165 157H166V156H165ZM192 157H193V156H192ZM194 157H195V156H194ZM100 158H101V157H100ZM137 158H138V157H137ZM160 158H161V157H160ZM190 158H191V157H190ZM236 158H237V157H236ZM92 159H93V158H92ZM96 159H97V158H96ZM145 159H146V158H145ZM191 159H192V158H191ZM197 159H198V158H197ZM213 159H214V158H213ZM216 159H217V156H216ZM239 159H240V158H239ZM263 159H264V158H263ZM74 160H75V159H74ZM150 160H151V159H150ZM161 160H162V159H161ZM183 160H185V159H183ZM199 160H201V159L199 158L198 161H199ZM204 160H205V159H204ZM246 160H247V159H246ZM139 161H140V159H139ZM162 161H163V160H162ZM193 161H194V160H193ZM201 161H202V160H201ZM207 161H208V160H207ZM207 161H206V162H207ZM141 162H142V160H141ZM141 162H140V163H141ZM168 162H169V161H168ZM185 162H186V161H185ZM185 162H184V163H185ZM218 162H219V161H218ZM220 162H221V161H220ZM184 163H183V164H184ZM189 163H190V160L187 161L186 164L189 165ZM191 163H192V162H191ZM215 163H216V162H215ZM62 164H63V163H62ZM67 164H68V163H67ZM104 164H106V163H104ZM193 164H194V163H193ZM193 164H192V165H193ZM195 164H196V163H195ZM201 164H202V163H201ZM167 165H168V164H167ZM169 165H170V164H169ZM174 165H175V163H174ZM205 165H206V164H205ZM214 165H215V164H214ZM217 165H218V164H217ZM217 165H216V166H217ZM237 165H238V164H237ZM240 165H241V164H240ZM41 166H42V165H41ZM61 166H62V165H61ZM65 166H66V165H65ZM102 166H104V165H102ZM143 166H144V164H143ZM151 166H152V165H151ZM154 166H155V165H154ZM163 166H164V165H163ZM200 166H201V165H200ZM202 166H203V164H202ZM202 166H201V167H202ZM206 166H207V165H206ZM47 167H49V166H47ZM149 167H150V166H149ZM192 167H193V166H192ZM208 167H209V166H208ZM239 167H240V166H239ZM53 168H55V167H53ZM102 168H103V167H102ZM150 168H151V167H150ZM160 168L162 169L163 167H160ZM173 168H175V167H173ZM210 168H212V167H210ZM214 168H216V167H214ZM60 169H61V168H60ZM191 169H192V168H191ZM197 169H198V168H197ZM205 169H207V168H205ZM212 169H213V168H212ZM256 169H255V170H256ZM105 170H106V169H105ZM105 170H104V172H105ZM112 170H113V169H112ZM145 170H146V168H145ZM150 170H151V169H150ZM152 170H153V169H152ZM174 170H175V169H174ZM155 171H156V170H155ZM186 171H187V168H186ZM189 171H190V170H189ZM63 172H64V171H63ZM146 172H147V171H146ZM165 172H166V171H165ZM184 172H185V171H184ZM202 172H204V171H202ZM214 172H215V171H214ZM250 172H251V171H250ZM257 172H258V170H257ZM64 173L67 174L68 172H64ZM142 173H143V172H142ZM185 173H186V172H185ZM198 173H200V172H198ZM216 173H217V172H216ZM59 174H60V173H59ZM105 174H106V173H105ZM110 174H111V173H110ZM114 174H115V173H114ZM117 174H119V173L117 172ZM170 174H171V173H170ZM203 174H204V173H203ZM221 174H222V173H221ZM221 174H220V175H221ZM240 174H241V173H240ZM62 175H63V174H62ZM82 175H83V174H82ZM151 175H152V172H151ZM174 175H175V174H174ZM199 175H200V174H199ZM206 175H207V174H206ZM111 176H112V175H111ZM147 176H148V175H147ZM176 176H177V175H176ZM182 176H183V175H182ZM195 176H196V175H195ZM204 176H205V175H203V177H204ZM252 176H253V175H252ZM77 177H78V176H77ZM153 177H154V175H153ZM167 177H168V176H167ZM207 177H209V176L207 175ZM210 177H211V176H210ZM233 177H234V176H233ZM260 177H261V176H260ZM108 178H109V177H108ZM113 178H114V177H113ZM113 178H112V179H113ZM151 178H152V176H151ZM187 178H188V177H187ZM195 178H197V177H195ZM195 178H194L193 173L190 172V184H189V185H191L190 188H193V190H197V188L199 189V187H197V183H198V182L196 183V180H197V179L195 180ZM212 178H213V177H212ZM222 178H223V177H222ZM222 178H221V180H222ZM234 178H235V177H234ZM76 179H77V178H76ZM170 179H171V178H170ZM199 179H200V178H199ZM223 179H224V178H223ZM224 180H225V179H224ZM231 180H232V179H231ZM246 180H247V179H246ZM257 180H258V179H257ZM71 181H72V180H71ZM161 181H162V180H160V182H161ZM199 181H200V180H199ZM234 181H235V180H234ZM237 181H238V180H237ZM248 181H249V180H248ZM162 182H163V181H162ZM162 182H161V183H162ZM202 182H203V181H202ZM218 183H219V182H218ZM218 183H217V184H218ZM257 183H258V182H257ZM200 184H201V183H200ZM220 184H221V183H220ZM76 185H77V184H76ZM78 185H79V184H78ZM162 185H163V184H162ZM198 185H199V184H198ZM206 185H207V184H206ZM250 185H251V184H250ZM70 186H71V185H70ZM72 186H74V185H72ZM158 186H159V184H158ZM199 186H200V185H199ZM214 186H215V185H214ZM206 187H209V186H206ZM206 187H205V188H206ZM216 187H217V186H216ZM216 187H215V188H216ZM221 187H222V185H221ZM225 187H226V186H225ZM227 187H228V186H227ZM159 188H160V187H159ZM200 188H201V187H200ZM209 188H210V187H209ZM229 188H231V187H229ZM234 188H235V187H234ZM243 188H244V187H243ZM165 189H166V188H165ZM260 189H261V188H260ZM191 190H192V189H191ZM201 190H202V189H201ZM219 190H220V189H219ZM232 190H233V189H232ZM234 190H235V189H234ZM244 190H245V189H244ZM262 190H263V189H262ZM163 191H164V190H163ZM165 191H166V190H165ZM168 191H169V190H168ZM220 191H221V190H220ZM227 191H228V190H227ZM247 191H248V190H247ZM177 192H178V191H177ZM194 192H196V191H194ZM205 192H206V191H205ZM207 192H208V191H207ZM215 192H217V191L215 190ZM215 192H214V193H215ZM238 192H239V191H238ZM260 192H262V191H260ZM191 193H192V192H190V194H191ZM222 193H223V192H222ZM243 193H244V192H243ZM176 194H177V193H176ZM200 194H201V193H200ZM206 194H207V193H206ZM238 194H239V193H238ZM178 195H179V192H178ZM192 195H193V194H192ZM198 195H199V194H198ZM198 195H197V196H198ZM209 195H210V194H209ZM209 195H208V196H209ZM211 195H212V193H211ZM214 195H215V194H214ZM218 195H219V193H218ZM221 195H223V194H221ZM239 195H240V194H239ZM202 196H203V194H202ZM205 196H206V195H204V197H205ZM115 197H116V196H115ZM121 197H122V196H121ZM172 197H173V196H172ZM175 197H176V196H175ZM190 197H191V196H190ZM243 197H244V196H243ZM199 198H200V197H199ZM199 198H198V199H199ZM201 198H202V197H201ZM208 199H209V198H208ZM244 199H245V198H244ZM250 199H251V198H250ZM200 201H201V200H200ZM234 201H235V200H234ZM245 201H246V200H245ZM171 202H172V201H171ZM195 202H196V201H195ZM246 202H247V201H246ZM175 203H177V202H175ZM178 203H179V202H178ZM160 204H161V203H160ZM180 204H181V203H180ZM187 204H188V202H187ZM187 204H185V205H187ZM197 204H199V203H197ZM230 204H231V203H230ZM175 205H176V204H175ZM178 205H179V204H178ZM233 205H234V204H233ZM261 205H262V204H261ZM134 206H135V205H134ZM197 206H198V205H197ZM180 207H181V206H180ZM193 207H194V206H193ZM203 207H204V206H203ZM238 207H239V206H238ZM243 207H244V206H243ZM243 207H242V208H243ZM182 208H183V207H182ZM186 208H188V207H186ZM131 209H132V208H131ZM200 209H201V208H200ZM132 210H133V209H132ZM162 210H163V209H162ZM175 210H176V209H175ZM189 210H190V209H189ZM235 210H236V209H235ZM243 210H244V209H243ZM138 211H139V210H138ZM164 211H165V210H164ZM179 211H180V210H179ZM183 211H184V210H183ZM157 212H158V209H157ZM168 212H169V211H168ZM177 212H178V210H177ZM133 213H134V212H133ZM172 213H173V212H172ZM168 214H169V213H168ZM246 214H247V213H246ZM170 215H172V214H170ZM140 216H141V215H140ZM143 216H144V215H143ZM162 216H163V215H162ZM178 216H179V215H178ZM205 216H206V215H205ZM144 217H145V216H144ZM150 217H151V216H150ZM238 217H239V216H238ZM263 217H264V216H263ZM201 218H202V216H201ZM226 218H227V217H226ZM231 218H232V217H231ZM143 219H144V218H143ZM151 219H152V218H151ZM160 219H161V218H160ZM177 219H178V218H177ZM184 219H185V217H184ZM222 220H224V219H222ZM237 220H238V219H237ZM154 221H155V220H154ZM160 221H161V220H160ZM163 221H164V220H163ZM140 222H141V221H140ZM152 222H153V221H152ZM183 222H184V221H183ZM224 222H225V221H224ZM232 222H233V221H232ZM236 222H237V221H236ZM143 223H144V222H143ZM150 223H151V221H150ZM162 223H163V222H162ZM207 223H208V222H207ZM207 223H206V225H207ZM241 223H244V222H241ZM160 224H161V223H160ZM194 224H195V223H194ZM143 225H144V224H143ZM210 225H211V224H210ZM225 225H226V223H225ZM246 225H247V224H246ZM257 225H258V224H257ZM184 226H185V225H184ZM215 226H216V225H215ZM147 227H148V225H147ZM164 227H165V226H164ZM247 227H248V226H247ZM145 228H146V226H145ZM171 228H172V227H171ZM183 228H184V227H183ZM199 228H200V227H199ZM233 228H234V227H233ZM241 228H242V227H241ZM244 228H245V227H244ZM166 229H167V228H166ZM213 229H214V228H213ZM235 230H236V229H235ZM246 230H247V229H246ZM175 231H176V230H175ZM183 231H185V230H183ZM223 231H224V230H223ZM229 231H230V230H229ZM236 231H237V230H236ZM236 231H235V232H236ZM150 232H151V231H150ZM167 232H168V230H167ZM218 232H219V231H218ZM226 232H227V231H226ZM187 233H188V232H187ZM197 233H198V231H197ZM199 233H200V232H199ZM182 234H183V233H182ZM145 235H146V234H145ZM184 235H185V234H184ZM232 235H233V234H232ZM168 237H170V236H168ZM180 237H181V236H180ZM235 237H236V236H235ZM165 238H166V237H165ZM181 238H182V237H181ZM181 238H180V239H181ZM226 238H227V237H226ZM232 239H233V238H232ZM235 239H236V238H235ZM170 240H171V239H169V241H170ZM238 240H239V239H238ZM216 241H217V240H216ZM186 242H187V241H186ZM219 242H220V241H219ZM183 243H184V242H183ZM227 243H228V242H227ZM152 244H153V243H152ZM167 244H168V243H167ZM139 245H140V244H139ZM233 245H234V244H233ZM154 246H155V245H154ZM156 246H157V244H156ZM230 246H231V245H230ZM133 248H134V247H133ZM139 248H140V247H139ZM155 248H156V247H155ZM181 248H182V247H181ZM148 249H149V248H148ZM163 249H164V248H163ZM133 250H134V249H133ZM156 250H157V249H156ZM159 250H160V249H159ZM129 251H130V250H129ZM146 251H148V250H146ZM236 251H237V249H236ZM130 252H131V251H130ZM153 252H154V251H153ZM228 252H229V251H228ZM231 252H232V251H231ZM144 253H145V251H144ZM155 253H156V252H155ZM178 253H179V252H178ZM178 253H177V254H178ZM127 254H128V253H127ZM133 254H134V253H133ZM161 254H162V253H161ZM161 254H160V255H161ZM181 254H182V253H181ZM138 255H139V254H138ZM145 255H147V254H145ZM151 255H152V254H151ZM135 256H136V255H135ZM142 256H143V255H142ZM142 256H141V257H142ZM131 257H132V256H131ZM161 257H162V256H161ZM175 257H176V256H175ZM181 257H182V256H181ZM147 258H148V257H147ZM149 258H150V256H149ZM155 258H156V257H155ZM158 258H159V257H158ZM168 258H169V257H168ZM179 258H180V257H179ZM239 258H240V257H239ZM128 259H129V258H128ZM134 259H135V258H134ZM118 260H119V259H118ZM131 260H132V259H130V261H131ZM178 260H179V259H178ZM123 261H124V260H123ZM132 261H133V260H132ZM173 261H174V260H173ZM173 261H172V262H173ZM239 261H240V260H239ZM147 262H148V261H147ZM174 262H175V261H174ZM142 263H143V262H142ZM145 263H146V262H145ZM136 264H137V262H136ZM138 264H139V263H138ZM240 264H241V263H240Z\"/></svg>",
    "mask_w": 264,
    "mask_h": 264
},
{
    "label": "trees",
    "instance_id": "obj_3",
    "mask_svg": "<svg viewBox=\"0 0 264 264\" xmlns=\"http://www.w3.org/2000/svg\"><path fill=\"white\" fill-rule=\"evenodd\" d=\"M156 18H158V17H156Z\"/></svg>",
    "mask_w": 264,
    "mask_h": 264
}]
</instances>
